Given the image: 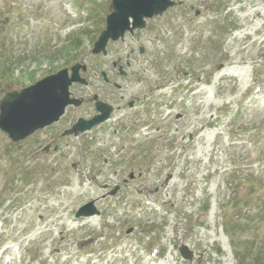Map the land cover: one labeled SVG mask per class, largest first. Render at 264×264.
<instances>
[{"label": "rangeland", "instance_id": "rangeland-1", "mask_svg": "<svg viewBox=\"0 0 264 264\" xmlns=\"http://www.w3.org/2000/svg\"><path fill=\"white\" fill-rule=\"evenodd\" d=\"M110 1L0 0V98L76 63L87 67L81 75L91 86H72L75 96L96 93L115 108L120 95L139 98L134 110L121 106L80 139L58 137L57 152L41 151L44 133L15 144L2 134L0 264H237L234 245L250 257H241L245 264H264V194L247 189L250 219L232 237L218 210L229 180L243 187L249 174L264 180V0H228V15L212 8L221 0H176L182 4L148 21L145 32L94 56ZM137 45L146 54L133 64ZM114 64L131 75L118 78ZM101 72L121 94L105 89ZM161 72L168 84L151 85ZM89 106L69 111L54 132L88 116ZM236 165L244 172L229 176ZM115 186L117 194L97 204L99 217L75 219Z\"/></svg>", "mask_w": 264, "mask_h": 264}, {"label": "water", "instance_id": "water-1", "mask_svg": "<svg viewBox=\"0 0 264 264\" xmlns=\"http://www.w3.org/2000/svg\"><path fill=\"white\" fill-rule=\"evenodd\" d=\"M174 4L175 2L171 0H112V11L106 18V29L94 44L92 53L105 55V48L110 39L117 41L128 30L132 33L134 29H143L145 27L144 19L162 15ZM130 19L132 20L131 24ZM79 69L85 70V66L72 67L70 77L65 69L44 78L21 92L8 93L0 101V131L8 134L13 142H17L25 139L35 130L57 122L67 106L80 105V101L71 99L69 93L72 83H85L79 77ZM96 109L100 112L99 116L90 121L78 120L76 125L65 135L83 133L108 118L110 107L97 103ZM113 194L115 191L111 193V195ZM97 214L94 202H91L79 209L76 217H89Z\"/></svg>", "mask_w": 264, "mask_h": 264}, {"label": "trees", "instance_id": "trees-1", "mask_svg": "<svg viewBox=\"0 0 264 264\" xmlns=\"http://www.w3.org/2000/svg\"><path fill=\"white\" fill-rule=\"evenodd\" d=\"M226 1L227 0H221L217 2L216 5L223 6L226 3ZM228 184H229V194L227 200L220 206V217L224 231L230 237H232V235L235 234L234 228L242 226L243 224H241V221L250 219V217L246 214V210H248L249 213V208L247 207L248 204L246 203V197L248 196L247 189L255 188L257 184H255V182H252L250 187H246V186L243 187L242 183L233 180ZM260 189L262 188L260 187ZM241 193H242V197H240ZM252 193H255L254 189L252 190ZM241 213L243 217L240 218ZM234 246H236L237 248L235 250L236 252L235 257L237 259V264H244L241 257L243 256V260H246L247 258L250 257L245 258L244 255L238 253L239 252L238 249L240 248V246L238 245H234Z\"/></svg>", "mask_w": 264, "mask_h": 264}, {"label": "flooded vegetation", "instance_id": "flooded-vegetation-1", "mask_svg": "<svg viewBox=\"0 0 264 264\" xmlns=\"http://www.w3.org/2000/svg\"><path fill=\"white\" fill-rule=\"evenodd\" d=\"M114 68L116 69V75H118V74H119V70L117 69L116 66H114ZM119 75H120V74H119ZM115 84H116L115 82H111L110 80H108V82L103 81V85H104L105 89H111V87H112L113 89H116V91H120V90H118V89L115 87ZM88 86H90V84H88L86 87H88ZM95 95H97L98 98H99V95L96 94V93H94V94H93V93L87 94L86 97H83V96H77V98H82V100H83V104H82L80 107H78V108H72V107L67 108V110H66V115H65L64 117H62V118L60 119V121H58L57 123H55V124H53V125H51V126L45 128V129H43L42 131L39 132V133H44V134L49 135V137H48L49 143L46 145L48 151L51 149V145H53V150H54V152L57 150V146H56V144L58 143V142H57V138L60 137L64 131L70 129V127L76 122V120H77L78 118L83 117V118H87V119H88V118H91L92 116L95 115V113H94V111H95V110H94V102L92 101V98H93V96H95ZM75 97H76V96H75ZM99 99H100V98H99ZM118 99H119L118 101H120V102L123 100L122 97H119ZM100 100H101V99H100ZM103 101H104V100H103ZM112 101H113V100H112ZM104 102H105V103H109V102H107V101H104ZM134 102H135V101H132V102L128 101V102H127V105H128V106H129V104L131 103V107H130V109H132V108L134 107ZM89 105H90V106H89ZM85 106H89V107L87 108V110L89 111V115H88V116H79V117L75 118L74 120H70V121H69L64 127L58 129V130H57L58 132H54V128L60 126V124L62 123V121L64 120V118L67 116V114H68L69 111H71V110H72V111H74V110H78V109H80V108H82V107H85ZM61 138H62V136H61Z\"/></svg>", "mask_w": 264, "mask_h": 264}, {"label": "bare ground", "instance_id": "bare-ground-1", "mask_svg": "<svg viewBox=\"0 0 264 264\" xmlns=\"http://www.w3.org/2000/svg\"><path fill=\"white\" fill-rule=\"evenodd\" d=\"M218 78H219V77H216V78H215V81H216Z\"/></svg>", "mask_w": 264, "mask_h": 264}]
</instances>
